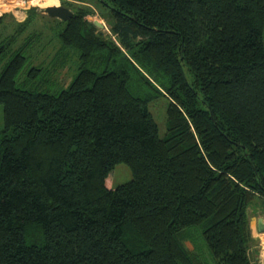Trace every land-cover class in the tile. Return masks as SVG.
Instances as JSON below:
<instances>
[{
  "label": "trees",
  "instance_id": "1",
  "mask_svg": "<svg viewBox=\"0 0 264 264\" xmlns=\"http://www.w3.org/2000/svg\"><path fill=\"white\" fill-rule=\"evenodd\" d=\"M100 3L0 15V264H261L264 0Z\"/></svg>",
  "mask_w": 264,
  "mask_h": 264
},
{
  "label": "rangeland",
  "instance_id": "2",
  "mask_svg": "<svg viewBox=\"0 0 264 264\" xmlns=\"http://www.w3.org/2000/svg\"><path fill=\"white\" fill-rule=\"evenodd\" d=\"M52 0H38L36 3H32L30 0H4L0 2V5L2 4H8L9 8L6 10H2V7L0 6L1 13H11L15 15H21L24 13V11L28 12L30 8L32 7H40L41 11L43 8H45V4L48 2H51ZM35 2V1H34ZM64 3L69 5L70 7L74 8V6L77 3L86 4L89 5L91 8L95 10V18L99 19L103 22L104 27L102 28L103 31L109 33V27L106 23V21L102 18L101 13L99 10H103L104 6L100 3V0H64ZM74 3V4H73ZM57 4V3H56ZM58 4H62V0H59ZM23 12V13H22ZM45 13L44 11H42ZM46 14V13H45ZM16 16V15H15ZM27 17V16H26ZM39 24L40 20L37 18L34 20L32 19L28 25H25V27L22 29V31L19 33V39L20 41L23 40V38L27 35L28 32H38L39 31ZM78 61V54L72 56L73 64H77ZM4 62H0V74L4 67ZM36 64L34 60H30L26 65L25 68L22 70L20 76L17 78L18 84H20L24 79L27 78L26 73L27 69L31 66ZM74 69V68H73ZM74 73V72H73ZM150 109L159 125V129L161 134H164L166 132V109H167V100L164 97H160L154 102L150 104ZM5 127V120H4V107L3 104H0V134L4 130ZM133 177L131 169L128 167V165L124 163H120L116 165L115 168V174L113 178L112 185L113 187H116L122 183L128 182ZM249 215H250V223L251 225L255 226L257 219L262 216V207L260 205H252L249 209ZM255 236V242L257 246V254H258V260L261 264H264V243H262V238L264 241V235L261 236V232H257V234H254ZM194 245H196V252L205 257L207 260L212 263V254L206 245L205 241L203 240L202 234L199 232L195 236ZM189 246V245H188Z\"/></svg>",
  "mask_w": 264,
  "mask_h": 264
},
{
  "label": "water",
  "instance_id": "3",
  "mask_svg": "<svg viewBox=\"0 0 264 264\" xmlns=\"http://www.w3.org/2000/svg\"><path fill=\"white\" fill-rule=\"evenodd\" d=\"M44 12L51 17H57L62 20H68L73 15V11L62 4H47L44 8ZM94 23L97 27L102 29L104 24L97 18H94ZM257 229L259 232L264 233V217L261 216L257 219Z\"/></svg>",
  "mask_w": 264,
  "mask_h": 264
},
{
  "label": "crops",
  "instance_id": "4",
  "mask_svg": "<svg viewBox=\"0 0 264 264\" xmlns=\"http://www.w3.org/2000/svg\"><path fill=\"white\" fill-rule=\"evenodd\" d=\"M39 9H40V7H39ZM39 11H41V9H40ZM42 11H44V8L42 9ZM22 13H23V12H22ZM1 14H2V13H1V11H0V15H1ZM15 15H16V16H15ZM15 15H14V16L17 18L18 21H23V20L26 18V16H27V12L24 11V13L21 14V15H17V14L15 13ZM262 216L264 217V214H262ZM251 228H252L253 236H255L254 234H257V232H259L258 229H257V222H256L255 226L251 225ZM261 236H262V235H261ZM255 248H257V247H254V248H253V251H254ZM254 255L256 256L255 259L258 260V254H257V252H254Z\"/></svg>",
  "mask_w": 264,
  "mask_h": 264
},
{
  "label": "bare ground",
  "instance_id": "5",
  "mask_svg": "<svg viewBox=\"0 0 264 264\" xmlns=\"http://www.w3.org/2000/svg\"><path fill=\"white\" fill-rule=\"evenodd\" d=\"M2 1H4V0H0V2H2ZM32 3H36L38 0H30ZM35 1V2H34ZM47 4H56V3H54V2H48V3H46L45 4V6L47 5Z\"/></svg>",
  "mask_w": 264,
  "mask_h": 264
},
{
  "label": "clouds",
  "instance_id": "6",
  "mask_svg": "<svg viewBox=\"0 0 264 264\" xmlns=\"http://www.w3.org/2000/svg\"><path fill=\"white\" fill-rule=\"evenodd\" d=\"M52 2H54V3H59V0H52Z\"/></svg>",
  "mask_w": 264,
  "mask_h": 264
},
{
  "label": "built area",
  "instance_id": "7",
  "mask_svg": "<svg viewBox=\"0 0 264 264\" xmlns=\"http://www.w3.org/2000/svg\"><path fill=\"white\" fill-rule=\"evenodd\" d=\"M261 235H264V233H261ZM262 243H264L263 238H262Z\"/></svg>",
  "mask_w": 264,
  "mask_h": 264
}]
</instances>
